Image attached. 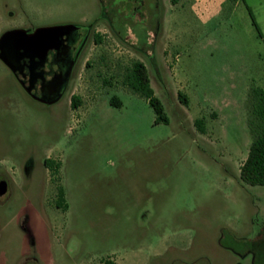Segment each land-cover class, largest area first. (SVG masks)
<instances>
[{
  "label": "rangeland",
  "instance_id": "374dc122",
  "mask_svg": "<svg viewBox=\"0 0 264 264\" xmlns=\"http://www.w3.org/2000/svg\"><path fill=\"white\" fill-rule=\"evenodd\" d=\"M150 7L0 0V32L73 24L87 34L51 104L0 60V264H254L264 185L239 169L252 139L246 86L264 76V44L238 17L199 26L191 16L189 34L159 35ZM134 61L168 123L124 83Z\"/></svg>",
  "mask_w": 264,
  "mask_h": 264
},
{
  "label": "flooded vegetation",
  "instance_id": "af4514ba",
  "mask_svg": "<svg viewBox=\"0 0 264 264\" xmlns=\"http://www.w3.org/2000/svg\"><path fill=\"white\" fill-rule=\"evenodd\" d=\"M13 29L18 28H7L0 32V36ZM86 36L87 34L79 26L62 36H54V44L47 49L45 55L41 50L24 55L9 47L7 56L14 62L15 73L1 58L0 60L10 69L30 97L41 103L51 104L53 102L48 101H53L57 95H62L64 92ZM26 88H29L30 92Z\"/></svg>",
  "mask_w": 264,
  "mask_h": 264
},
{
  "label": "trees",
  "instance_id": "16d2710c",
  "mask_svg": "<svg viewBox=\"0 0 264 264\" xmlns=\"http://www.w3.org/2000/svg\"><path fill=\"white\" fill-rule=\"evenodd\" d=\"M98 41L99 38L97 37ZM124 83L129 89L143 97H145L155 113V123H168V118L164 112V108L159 99L155 96L150 85L148 71L141 61H134L125 75ZM179 97L183 102H187L184 95L179 93ZM249 108L247 114V125L251 135V143L248 154L240 166V178L249 185H264V89L259 86H251L249 90ZM79 98L73 95L71 97V105L76 108L79 105ZM110 102L116 106H120L121 102L117 97L113 96ZM200 130L204 132L203 122L201 119L195 121ZM49 163L48 160L45 161ZM63 194H60V198ZM259 248L255 250L254 264L259 254L264 250V239L257 241ZM261 252V253H260ZM262 255V254H261ZM103 264H114L106 259Z\"/></svg>",
  "mask_w": 264,
  "mask_h": 264
},
{
  "label": "crops",
  "instance_id": "0c3cea01",
  "mask_svg": "<svg viewBox=\"0 0 264 264\" xmlns=\"http://www.w3.org/2000/svg\"><path fill=\"white\" fill-rule=\"evenodd\" d=\"M146 3L151 5L152 20L159 19L157 24L159 35L189 34L190 25L183 21L191 16L200 21L199 26L207 25L213 20L230 21L238 17L249 20L264 44V0H146ZM141 8L143 10L142 6ZM200 50L203 51V47H200ZM256 85L264 89V76L259 77ZM246 89H250L249 84ZM213 115L217 119L221 117L220 111L217 110L213 111ZM112 262L118 264L117 260Z\"/></svg>",
  "mask_w": 264,
  "mask_h": 264
},
{
  "label": "water",
  "instance_id": "95a60500",
  "mask_svg": "<svg viewBox=\"0 0 264 264\" xmlns=\"http://www.w3.org/2000/svg\"><path fill=\"white\" fill-rule=\"evenodd\" d=\"M77 28L76 25L67 24L51 27H40L33 32L28 33L23 29H13L4 32L0 36V58L11 69L12 72H16L14 62H12L7 56V50L11 47L13 50L20 54L29 55L35 51L41 50L45 55L47 49L51 48L54 44V36H62L67 32H71ZM30 92L29 88H26ZM61 94L57 95L53 101L58 100ZM44 100V99H39ZM7 183L5 180L0 181V196L6 193Z\"/></svg>",
  "mask_w": 264,
  "mask_h": 264
}]
</instances>
